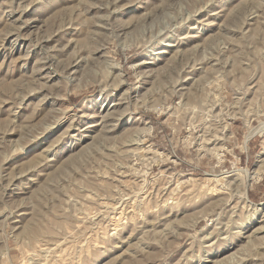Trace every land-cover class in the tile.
<instances>
[{
	"label": "rangeland",
	"instance_id": "rangeland-1",
	"mask_svg": "<svg viewBox=\"0 0 264 264\" xmlns=\"http://www.w3.org/2000/svg\"><path fill=\"white\" fill-rule=\"evenodd\" d=\"M258 167L264 0H0V264H264Z\"/></svg>",
	"mask_w": 264,
	"mask_h": 264
},
{
	"label": "bare ground",
	"instance_id": "bare-ground-1",
	"mask_svg": "<svg viewBox=\"0 0 264 264\" xmlns=\"http://www.w3.org/2000/svg\"><path fill=\"white\" fill-rule=\"evenodd\" d=\"M227 128V127H226ZM262 129V128H261ZM253 131V130H252ZM256 132V131H255ZM255 132L253 131V132H250L249 131V133L248 134H246L245 135V138H244V140H243V147H245L246 146V144L248 143V141H249V139H250V137L253 135V134H255ZM259 133H261V130L259 131ZM245 145V146H244ZM259 168V167H258ZM257 168V169H258ZM256 169V170H257ZM264 171V167L263 168H259L257 171H255V176H259L260 174H261V172H263ZM246 176H247V178H248V180H250V175H247L246 174ZM225 177H227V176H221V177H218L216 180L214 179L213 181H224V178ZM257 178V177H256ZM242 196H243V200L249 205V206H251V207H254L253 208V210H255V213H256V211H258V208H259V206L260 205H262L263 203H261V204H254V203H252V202H250L248 199H247V196H246V190L244 189L243 191H242ZM240 194V195H241Z\"/></svg>",
	"mask_w": 264,
	"mask_h": 264
}]
</instances>
